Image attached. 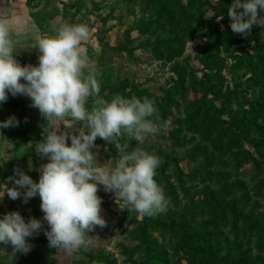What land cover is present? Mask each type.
Returning <instances> with one entry per match:
<instances>
[{"label":"trees","instance_id":"trees-1","mask_svg":"<svg viewBox=\"0 0 264 264\" xmlns=\"http://www.w3.org/2000/svg\"><path fill=\"white\" fill-rule=\"evenodd\" d=\"M83 1L64 4L67 20L79 15ZM122 1L130 4L132 23L115 46L100 40L101 46L130 59L142 51L153 61L167 65L170 78L160 88L161 95L128 78L116 84H101L100 95L107 100L116 95L148 97L155 101L161 120L171 121L167 133L155 135L168 143L170 152L157 148L154 153L161 159L154 179L170 204L155 218L134 210L136 214L130 218L132 209L125 206L118 224L127 238L117 245L122 262L117 254L105 250L86 253L88 261L264 264V27L253 25L246 36L233 33L227 15L233 0ZM258 14L264 16V10L258 9ZM123 16L105 17L101 22H122ZM220 16L223 19H218ZM194 40L202 43L200 53L194 57L197 67L190 57H184ZM18 105L9 99L0 103V122L12 115L20 122L23 114L18 113ZM23 131L7 134L0 129V134L17 141V148L32 143L24 158L7 163L0 160L3 191L15 167L30 173L26 164L29 158L44 163L35 153L40 136ZM121 142L141 148L127 136ZM8 186L13 184L8 182ZM20 199L11 200L5 194L0 200V214L18 211L27 221L29 214L18 209ZM39 202V196L33 197L25 208L36 207ZM5 203L6 210L2 207ZM127 221L130 228L126 227ZM29 241L33 246L42 244V260L58 252L49 247L46 237L45 241H38L37 236ZM0 248L11 252L10 245L0 244ZM6 259L0 255V264H6Z\"/></svg>","mask_w":264,"mask_h":264},{"label":"clouds","instance_id":"clouds-1","mask_svg":"<svg viewBox=\"0 0 264 264\" xmlns=\"http://www.w3.org/2000/svg\"><path fill=\"white\" fill-rule=\"evenodd\" d=\"M258 9L264 10V0H233L227 12L232 32L246 36L253 25L264 27ZM12 29L11 19L0 16V103L7 102L9 93L31 99L30 106L47 121L46 126L41 125L43 139L35 142V153L48 162L35 169L40 173L38 182L19 167L8 177L13 186L5 182L0 200L6 194L11 200L22 197L27 204L39 196L43 218L26 221L18 211L5 214L0 219V244L10 245L11 252L0 248V255L13 264L17 253L31 251L33 245L27 238H35L41 231L49 247L57 251L71 255L82 247L90 249L94 237L87 233L96 226H107L101 216L102 198L97 195L100 185L115 193L121 209L122 202L141 216L166 212L170 201L154 179L161 159L139 147L126 152L127 142L121 143L127 136L129 141L143 144L148 136L169 131L171 121L161 120L155 101L136 96L101 97L100 73L84 47L92 38L88 24L61 23L54 26V35L37 36L33 45L40 53L37 66H21L17 61ZM18 125L12 115L0 122V129ZM98 137L122 153L114 167L97 162L92 149Z\"/></svg>","mask_w":264,"mask_h":264},{"label":"rangeland","instance_id":"rangeland-1","mask_svg":"<svg viewBox=\"0 0 264 264\" xmlns=\"http://www.w3.org/2000/svg\"><path fill=\"white\" fill-rule=\"evenodd\" d=\"M59 1H61L62 5L67 3L65 2L66 0H38V6L42 8V11L44 10L43 8H46L44 14L50 16L51 13L56 12L55 7ZM83 4L84 6L80 8L81 11H84L82 12V18L77 19L80 18L79 15H77L75 19L71 20L70 17H68L69 21H67L71 24L86 23L88 24L90 29L93 30L92 38L90 39V41L85 43L84 47H86L88 56L92 61H94L97 71L100 73V75L98 76L100 85L103 83L116 84L121 80L128 78L129 80H133L135 83L141 84L143 88L151 89V91L156 95H161L160 88L163 85L167 84L170 78V73L168 71L169 69L167 65L153 61L149 55H147L146 53H142V51L136 52L137 57L134 59H130L125 54L112 53L110 50L101 46L100 40L109 42L112 46H115L122 40L124 29L130 26V24L132 23V19L129 18L131 17L130 12L128 11V5L130 4L128 3L126 5V3H124L122 0H84ZM86 6L87 9L85 8ZM63 13L66 14L65 11ZM91 13H93V16L90 15ZM110 16L114 18L123 16L124 18L122 22L117 20H111L107 23L101 22V19ZM52 29L53 28H51V30ZM51 34L54 35L55 32ZM201 45V41L194 40L193 42L188 44L184 55V57L191 58L190 62L194 67L198 66V63L194 59V57L200 53ZM25 118L26 117L23 115L22 120L19 122L18 126L11 127V129L6 128L4 129V131L7 132V134L20 130H24L23 132L34 131L35 127L38 124L28 123L26 121L27 119ZM41 125H47V123L45 124L44 122ZM41 125L40 128L42 129ZM78 126L79 125L74 127ZM42 139L43 136L40 137V141ZM70 143L71 141L69 139L68 144L70 145ZM16 145V140L8 139L5 133L0 134V160L2 163L14 162L16 159L24 158L32 147L31 142L24 144L20 148H17ZM95 145L96 148L92 149V151L97 154V162L99 164L105 163L108 166L114 167L116 161L119 159L122 153L116 151L114 145L108 144L99 137L96 139ZM127 145L128 146L125 149L126 152H131L135 149V147H132L129 144ZM140 145L143 150L151 154H154L157 148H162L165 152H170V146L168 145V143L159 140V138H157L156 136H148L144 143ZM177 154L180 155V151H178ZM43 161L44 163L48 162L46 158H44ZM29 162H31L32 170L30 171V173L26 172L25 174L29 175L33 179V181L38 182L40 173L35 169L43 163L36 161L34 162L29 158V160L26 162L27 168H29ZM21 191H23V189H21ZM2 192L3 189H0V193ZM97 195L102 198L101 216L107 221V226L104 228L96 226L94 231L87 233V235L94 237L93 245L90 249H85L82 247L79 251L71 255L66 254L62 251H58L50 259L42 260L45 255H43L44 252L42 250V244L38 243L32 247L31 251L27 255L17 253L19 258L17 257L13 261V264H20L21 261H24L25 263L41 261L45 264H98L88 261L86 253L95 254L100 250H105V252L107 253L117 254L119 261L122 262L123 257L121 255V249H119L117 245L120 246L119 243L127 240L125 235L121 232V227L118 225L122 221L121 218L123 216V209H121L120 206L116 203L115 193L106 192L102 185L99 186ZM40 203L41 201L36 207L29 206L25 208L27 204L23 203V198L21 197L18 203V209L21 210L20 208H22L26 214H29V218L35 217L42 220L43 212L40 209ZM7 205V203L2 205L4 210H6ZM121 206L123 208L125 207L122 202ZM135 214L136 213L131 210L130 218L135 216ZM159 214L161 213H156L152 216L155 218L158 217ZM4 215L5 214H0V219H2ZM129 222L127 221V228L131 227V224L129 225ZM47 227L48 225L45 222L44 228ZM30 238L27 239L29 240ZM37 238L38 241H45V235L43 234V231L39 233ZM126 244H129V242ZM8 262L10 261L7 260L6 264H9Z\"/></svg>","mask_w":264,"mask_h":264},{"label":"crops","instance_id":"crops-1","mask_svg":"<svg viewBox=\"0 0 264 264\" xmlns=\"http://www.w3.org/2000/svg\"><path fill=\"white\" fill-rule=\"evenodd\" d=\"M76 0H66L73 4ZM96 1V0H95ZM64 4V3H63ZM64 5L61 1L56 4L55 13H51L50 16L44 14L46 8L38 6V0H0V16H6L11 19L13 24L12 39L15 44L14 53L15 58L21 66L31 64L37 66L38 56L40 55L39 50L33 48L37 36L54 32V26H58L61 23H68L66 16H64ZM40 10V11H39ZM82 12L79 13L77 19L82 18ZM47 18V20H45ZM51 28H53L51 30ZM53 31V32H52ZM21 82H24L23 80ZM9 100H14L18 105V113H22L28 123H37L33 133H37L40 137L42 136L43 129L40 125L45 122L37 108L31 107V99L24 95H17L13 97L10 93L8 94ZM46 126V125H45Z\"/></svg>","mask_w":264,"mask_h":264}]
</instances>
